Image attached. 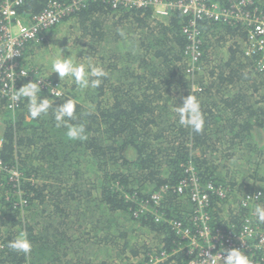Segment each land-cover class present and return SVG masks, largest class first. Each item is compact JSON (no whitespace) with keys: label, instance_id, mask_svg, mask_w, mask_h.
<instances>
[{"label":"trees","instance_id":"obj_1","mask_svg":"<svg viewBox=\"0 0 264 264\" xmlns=\"http://www.w3.org/2000/svg\"><path fill=\"white\" fill-rule=\"evenodd\" d=\"M48 2L25 0L17 10L28 16ZM254 5L264 10V0ZM166 21L154 18L152 8L88 0L47 32L77 24V48L66 46L65 55L74 51V63L103 67L108 75L100 86L80 88L70 76L51 74L65 91L56 97L41 84L39 96L52 106L35 119L28 98L11 109L0 97V264H122L139 255L141 261L130 264H143L154 246L174 252L160 264H189L193 254L180 248L187 240L169 220L192 225L190 195L176 190L190 164L203 185L226 190L224 197L209 190L214 226L238 233L243 219L253 216L264 229L254 214L257 203L264 204L262 54H245L242 23L203 19L197 29L204 69L191 72L183 30L189 17L176 9ZM1 26L0 20V33ZM47 40L25 43L19 63H37L48 73L39 47ZM32 80L38 83L24 78L19 87ZM191 92L204 115L198 133L180 125L175 112ZM67 99L76 103L69 123L85 125V140L69 139L67 128L56 126V108ZM247 153L250 168L235 178L233 164ZM163 186L160 205L142 210L145 203L154 207L151 195ZM248 195H258V202L245 206ZM134 225L153 242H132L125 226ZM20 231L32 241L28 255L8 247ZM110 248L112 262H100Z\"/></svg>","mask_w":264,"mask_h":264},{"label":"built area","instance_id":"obj_2","mask_svg":"<svg viewBox=\"0 0 264 264\" xmlns=\"http://www.w3.org/2000/svg\"><path fill=\"white\" fill-rule=\"evenodd\" d=\"M25 0H0V20L2 23L0 33V97L6 100L7 108H15L19 101L11 99L12 94L18 90L24 78H37L38 83L50 88L54 87L51 81L39 77L38 69L26 67L19 63L25 43L38 39L44 30H47L61 20L86 4L88 0H49L46 6L38 13L22 16L17 6ZM111 3L114 8L128 6L137 8H152L153 17L167 22L176 9L189 17V22L183 28L189 44L185 53L190 59L189 71L201 70L203 48L202 37L199 36L197 23L203 19L214 21H227L229 23H242L247 29V36L243 42L244 52L252 57L262 54L259 66L264 69V10L254 5V0H227L229 5H222L218 0H101ZM252 8V9H250ZM240 40V39H239ZM242 43V40H240ZM28 73L27 76L21 73ZM56 90H59L57 88ZM60 91V90H59ZM63 94L62 90L60 91ZM2 138H0V146ZM2 161L0 159V169ZM188 176L177 186L176 190L183 194L188 192L194 204V213L191 224L184 226L182 221L169 220V223L187 242L180 248L193 254L189 264H212V256H219L225 249L241 248L252 259V264H264V229L255 224L253 216H246L242 222L240 232L225 231L212 224L210 189L214 185H203L192 164L187 166ZM14 175H18L16 170ZM166 186L161 187L151 195L154 207L145 203L142 210L153 211L160 205L164 197ZM220 196H226L224 188L214 189ZM258 195L243 198L245 206L256 204ZM161 215H158L160 218ZM176 252V250H174ZM165 248L153 247L143 264H160L173 255ZM196 254V255H195ZM217 264H221L218 260Z\"/></svg>","mask_w":264,"mask_h":264},{"label":"clouds","instance_id":"obj_3","mask_svg":"<svg viewBox=\"0 0 264 264\" xmlns=\"http://www.w3.org/2000/svg\"><path fill=\"white\" fill-rule=\"evenodd\" d=\"M52 73H58L62 80L66 76L74 79L75 84L80 88H97L102 83L101 78L106 77L108 73L103 67L93 65L91 62L74 63L69 57L56 58L51 64ZM28 73L23 72L21 75L27 76ZM54 87L52 95L59 97L61 92ZM41 84L35 80L25 83L19 87L11 99L16 102L22 97L28 98L29 114L35 119L41 114H47L49 108L52 106L48 98H41ZM76 103L72 99H67L66 102L56 108L55 121L56 126H64L67 128L66 135L72 140H85L87 139L86 129L84 124H70L69 120L74 118ZM175 112L179 117V124L186 127H191L195 132H201L204 127V115L201 109L199 99L192 94L184 97L183 102L176 107ZM67 118V119H66ZM258 197V196H257ZM254 214L260 223H264V204L257 203ZM32 241L30 240L26 231H20L18 234L9 240L8 247L12 250L28 255L32 250ZM252 264L251 257L241 248L225 249L218 257L212 256V264Z\"/></svg>","mask_w":264,"mask_h":264},{"label":"rangeland","instance_id":"obj_4","mask_svg":"<svg viewBox=\"0 0 264 264\" xmlns=\"http://www.w3.org/2000/svg\"><path fill=\"white\" fill-rule=\"evenodd\" d=\"M60 23H58L57 25H59ZM73 23L74 22H70L69 26H67V25L62 26V27H60L61 25L58 26L59 28L57 31L54 32V34H51V31H49L50 33H48L47 32L48 29L44 30L42 32V34L40 35V38L36 39V40H45L46 38H48L47 41L40 44V46H39V47H44V49L42 50V54L47 57L45 60H41V62H46L48 64V66H50L52 64L51 58L52 59L58 58L59 54H61L63 56V58L70 56V58L73 60L74 55L72 53H74V51L73 52L69 51L72 53L67 54L68 56L65 55L66 53H68V52H65L66 46H69L73 50L77 47L73 44L72 40L74 41L76 39H80V37H79L80 33L78 31H76L77 24L75 23V28H74ZM47 33H48V35H47ZM51 36H53L52 40H51ZM81 47H83V46H81ZM24 65L26 67L37 68L39 77H42L43 79L51 81V83L53 85L56 84L60 91L61 90H62V92L65 91V89L62 88L61 84L57 83L51 77V74H53L51 72L52 71L51 66L49 67L48 73L42 74L41 71L39 70V67H40L39 64L32 62L31 64H28V65L24 64ZM203 69H204V66H202L201 72L203 71ZM232 150H234V149H232ZM235 156H237V155H235ZM250 157H252V155L250 153H247V155L245 156V159H243V160L237 159L234 162V164H233L234 173H232V176H234L235 178H237L238 176H240L239 178L245 176L246 173H243L241 169L250 168V165L248 162V158H250ZM121 221H123V219H121ZM125 227L127 228V232L132 233V236L130 237L132 242L137 243V244H140L141 242H144L145 244H147V243L150 244L153 242L152 241L153 240L152 235L150 233H146L144 230L138 231V227L136 225L125 226ZM122 243H123V241H120L121 245H122ZM114 255L115 254H114L113 249L110 248L108 250L107 254H103V253L101 254L99 261L102 262L103 260H107L108 262L111 263ZM141 256L142 255H139L137 258L130 256L131 260H125L124 262H122V264H130L132 262L139 263L141 261Z\"/></svg>","mask_w":264,"mask_h":264}]
</instances>
